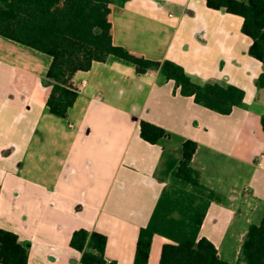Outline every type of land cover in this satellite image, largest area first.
Returning a JSON list of instances; mask_svg holds the SVG:
<instances>
[{
  "label": "crops",
  "instance_id": "1",
  "mask_svg": "<svg viewBox=\"0 0 264 264\" xmlns=\"http://www.w3.org/2000/svg\"><path fill=\"white\" fill-rule=\"evenodd\" d=\"M114 46L171 61L199 84L241 89L228 115L179 94L159 69L138 74L113 57L71 80L77 97L67 119L49 113L51 57L0 36V229L27 249V264H81L69 245L83 229L106 238L104 259L133 264L138 233L163 189L180 185L167 165L181 143H196L190 167L215 193L199 228L218 257L238 261L248 227L264 216V65L249 53L242 18L204 0H113ZM169 137L149 144L139 122ZM167 239L154 234L147 264H159Z\"/></svg>",
  "mask_w": 264,
  "mask_h": 264
},
{
  "label": "trees",
  "instance_id": "2",
  "mask_svg": "<svg viewBox=\"0 0 264 264\" xmlns=\"http://www.w3.org/2000/svg\"><path fill=\"white\" fill-rule=\"evenodd\" d=\"M208 8L224 10L242 18L241 32L251 40L249 55L264 65V0H204ZM113 0H0V36L33 48L51 57L46 73L50 92L46 107L50 114L67 119L77 97L71 80L79 71H87L93 62L113 57L135 67L138 74L159 69L174 82L179 94L193 97L195 103L222 115L242 107L243 91L217 83L199 84L189 78L182 67L165 60H145L111 41L109 22ZM264 88V72L256 80ZM264 130V115L260 117ZM140 138L158 144L169 137L162 128L139 122ZM197 145L181 143L180 159H170L167 171L182 187L163 189L147 225L137 237L133 264H147L151 240L158 234L167 243L162 246L159 264H230L222 261L213 244L199 237V228L215 193L198 182L190 161ZM69 245L80 253L81 264H113L104 259L106 238L83 229L72 233ZM27 249L12 232L0 229V264H27ZM235 264H264V216L258 225L248 227Z\"/></svg>",
  "mask_w": 264,
  "mask_h": 264
},
{
  "label": "rangeland",
  "instance_id": "3",
  "mask_svg": "<svg viewBox=\"0 0 264 264\" xmlns=\"http://www.w3.org/2000/svg\"><path fill=\"white\" fill-rule=\"evenodd\" d=\"M171 186H175V187H178V185H175V184H173V185L171 184Z\"/></svg>",
  "mask_w": 264,
  "mask_h": 264
}]
</instances>
